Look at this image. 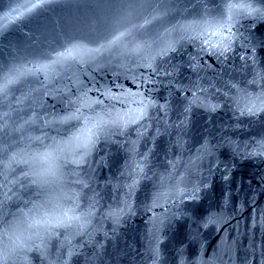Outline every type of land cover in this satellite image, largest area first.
Masks as SVG:
<instances>
[{"label":"water","instance_id":"1","mask_svg":"<svg viewBox=\"0 0 264 264\" xmlns=\"http://www.w3.org/2000/svg\"><path fill=\"white\" fill-rule=\"evenodd\" d=\"M0 264H264V0H0Z\"/></svg>","mask_w":264,"mask_h":264},{"label":"snow or ice","instance_id":"2","mask_svg":"<svg viewBox=\"0 0 264 264\" xmlns=\"http://www.w3.org/2000/svg\"><path fill=\"white\" fill-rule=\"evenodd\" d=\"M140 115L142 116L143 115V112H141ZM91 140H92V137L90 136L89 137V143L91 142Z\"/></svg>","mask_w":264,"mask_h":264}]
</instances>
